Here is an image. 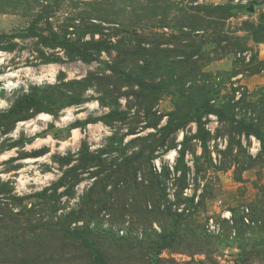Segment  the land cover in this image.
Here are the masks:
<instances>
[{
    "label": "rangeland",
    "instance_id": "rangeland-1",
    "mask_svg": "<svg viewBox=\"0 0 264 264\" xmlns=\"http://www.w3.org/2000/svg\"><path fill=\"white\" fill-rule=\"evenodd\" d=\"M0 46V264H264V0H0Z\"/></svg>",
    "mask_w": 264,
    "mask_h": 264
},
{
    "label": "trees",
    "instance_id": "trees-1",
    "mask_svg": "<svg viewBox=\"0 0 264 264\" xmlns=\"http://www.w3.org/2000/svg\"><path fill=\"white\" fill-rule=\"evenodd\" d=\"M33 29V28H32ZM35 33V31L33 32ZM55 40L60 44V46L64 49L67 57L69 60H85L86 56L85 54L80 51L74 44H72L71 42L65 40V39H60L58 36L55 37ZM1 49V46H0ZM39 100H37L35 97H33V95H24L21 97L20 99V104H26V105H33V104H37ZM18 103V104H19ZM99 118L97 117H88L85 119H81V120H76L75 122L69 124L66 129H75V128H82L83 126L89 124V123H94L96 121H98ZM262 145L264 147V141H262ZM37 154H41L42 151L36 152ZM73 156L70 155L68 156L65 161L67 162H71L73 160L72 158ZM80 159V161L82 160V163H87L88 161H92L93 157L92 156H85V155H80V157L78 158V160ZM63 179L60 178L56 183H54L55 188H57L58 186H60L62 184ZM95 190L96 192H101V193H106V185L100 188H96L95 186H92L90 192L88 194H95ZM52 194V195H50ZM48 194V189H44L42 191H39L35 194V197H40V198H48L50 196H54L55 193H50ZM167 212L171 211V207H168ZM66 217H68L69 221H75L78 220L79 218H82V215L80 213H76V212H72L71 214H68ZM92 217V216H90ZM234 220V224H237V220L236 218L233 219ZM77 232H81V231H75L72 232L73 234H75L76 236H78L79 238H81L84 242V244L91 250L92 254L94 255V260L96 264H110L107 262V260L103 257L99 247L97 246V243L95 242V240H93L91 237L82 234V233H77Z\"/></svg>",
    "mask_w": 264,
    "mask_h": 264
},
{
    "label": "bare ground",
    "instance_id": "bare-ground-1",
    "mask_svg": "<svg viewBox=\"0 0 264 264\" xmlns=\"http://www.w3.org/2000/svg\"><path fill=\"white\" fill-rule=\"evenodd\" d=\"M13 77V74L11 73L8 78Z\"/></svg>",
    "mask_w": 264,
    "mask_h": 264
}]
</instances>
